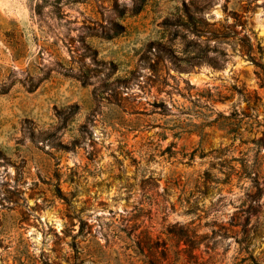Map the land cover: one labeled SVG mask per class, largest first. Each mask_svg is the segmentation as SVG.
Returning <instances> with one entry per match:
<instances>
[{"label":"rangeland","instance_id":"374dc122","mask_svg":"<svg viewBox=\"0 0 264 264\" xmlns=\"http://www.w3.org/2000/svg\"><path fill=\"white\" fill-rule=\"evenodd\" d=\"M264 264V0H0V264Z\"/></svg>","mask_w":264,"mask_h":264},{"label":"trees","instance_id":"16d2710c","mask_svg":"<svg viewBox=\"0 0 264 264\" xmlns=\"http://www.w3.org/2000/svg\"><path fill=\"white\" fill-rule=\"evenodd\" d=\"M152 264H154V262H152Z\"/></svg>","mask_w":264,"mask_h":264}]
</instances>
